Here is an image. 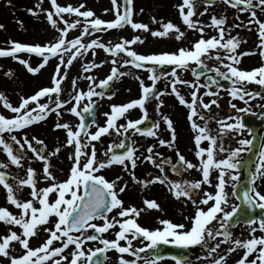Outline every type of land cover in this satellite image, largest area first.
<instances>
[{
    "label": "snow or ice",
    "instance_id": "1",
    "mask_svg": "<svg viewBox=\"0 0 264 264\" xmlns=\"http://www.w3.org/2000/svg\"><path fill=\"white\" fill-rule=\"evenodd\" d=\"M200 2L207 5L203 11L198 10L197 0H182V3L176 5L183 24L188 29L198 32L199 38L191 42L189 47L150 53H140L135 49V45L144 43V38L139 34L132 38L120 37L114 44L105 43L98 37L85 41L86 37L92 36L95 32H107L130 25L133 30H143L156 38H174L183 42L186 38L185 32L172 21L165 22L155 16L151 17L152 23L161 25L156 30H152L147 23L136 22L133 19V0H122L120 3L118 0H111L115 9V19L112 20L96 16L84 3L61 4L58 0H49L50 7L44 8V0H38L34 7L26 9L37 18L43 16L57 35L45 43H26L10 39L5 45L0 46V58L14 59L25 66L27 72L31 74L40 73L53 58L57 63L50 86L41 87L32 95H21L18 105H14L3 92H0V101L3 102L4 109L12 113L8 116L0 112V146L7 154L10 164L23 168L27 151L33 154L31 159L43 162L41 171L28 166L23 178L12 177L17 181L15 187L8 183L9 174L0 170V185L6 189L7 201L20 209L16 215L7 207H0V221L7 226V232L0 234V256L7 258L9 264H105L110 250L119 253V264H138L141 261L142 264H156L157 261L164 259L155 251L161 244H171L183 249L200 245L207 250L204 259H209L210 264H226L228 254L237 249H244L242 257L236 264H264V235L256 236L257 231L264 233V216L246 219L251 238H233L230 228L242 208L240 204H233L230 210H226V206L229 205V193L226 189L231 181L233 189L231 194L237 196L236 185L242 178L243 161L240 154L251 151L253 139L241 138L238 141L240 146L235 148H226L223 139L232 132L243 136L246 127L249 133L252 132V128L246 125L241 116L242 113L249 112V108H238L235 103H230L236 115L218 119L215 116H206L205 113L211 112L213 105L219 107V101L213 98L205 102L204 99L206 96H219L224 85L217 77L230 81L229 95L234 100L244 102L245 105L257 97L264 98L262 96L264 64L251 70L239 67L244 56L259 54L264 58V20L258 16V10L264 12V0H200ZM218 2L237 9L238 13H246L247 22L241 21L240 24L226 27L227 18L218 17L216 14H211V22L207 25L199 19H194L197 13L202 17L208 12L209 7ZM8 3L11 4V0H8ZM107 11L109 10L105 9V12ZM140 11L143 12V9ZM252 25L257 26L259 37L257 49L240 52L238 50L242 41L239 34L231 36L232 28L247 27L251 30ZM3 28L4 25L0 24V29ZM206 28L217 30L218 35L207 36ZM73 30H79L80 34L70 38ZM98 49L104 50L112 58L100 63L95 60L85 62L82 65L83 72L90 73L93 69L110 63L112 65L110 73L98 83L93 75L85 76L84 78L89 81L87 90L78 87L77 81L80 77L74 78L69 98L63 99L62 85L68 78L67 70L72 67L74 61L90 51L95 56ZM23 54H27L29 58H24ZM33 54L40 58L37 66L30 63ZM122 54L124 58L121 60ZM213 59L218 61L220 66L210 68L206 61ZM127 66L147 71L149 73L147 79L151 83L147 84L145 79L137 74L135 79L139 81L141 88L139 98L126 103L112 104L110 111L104 113L105 123L100 125L95 119L94 113L98 105L93 97L111 99L115 95V92L111 91L113 82L129 75L121 70ZM197 67L214 71L216 75L208 76L207 82L201 83L199 78L203 77L205 72H198ZM189 70L197 78L195 81L181 77V71ZM4 75L12 77L14 73L8 69ZM162 79L167 80L168 84L161 91L158 83ZM253 82L261 86L262 91L247 90V84ZM180 86L192 89L190 100L181 93ZM214 86L216 91L212 90ZM202 88L206 91L201 94ZM169 94H174L179 103L189 110L187 118L196 133L194 144L195 156L199 158L198 164L188 161L180 153L176 145L177 133L173 120L161 111L164 104L162 97ZM44 98H47V102H41ZM150 99L158 101L155 111L159 119L153 120L150 126H144V122L150 119L146 107ZM84 101L87 102L82 103ZM33 104L35 107H32ZM261 107L264 108V105ZM137 108L141 110L142 116L138 119L129 118L131 110ZM65 112L77 117L79 122L75 125L71 122H62ZM52 113L58 117L54 130L63 131L66 139L62 144L49 150L43 139L36 135L29 137L27 129L45 121ZM89 115L92 116L90 123L87 122ZM122 118L125 123H119ZM198 120L203 121V124L198 123ZM210 121L218 124L215 135L209 126ZM162 122L170 132V139H164L160 135ZM93 127L95 131L91 130ZM21 130L23 134L18 137L15 133ZM113 134L126 139L110 143L101 158L98 155L97 143L102 142V137ZM136 134L154 138L156 143L147 145L141 151L136 142L131 140V136ZM204 142H208L207 146H202ZM14 144L18 145V149H14ZM161 147L172 149L177 155V160L173 162L171 157L157 151ZM65 148L72 149L68 155L69 170L65 173V178L58 179L54 174L56 169L53 160L57 159ZM217 152L226 153V156L217 158ZM142 163H150L158 172L155 174L150 172L144 178L138 177L136 169ZM113 166L121 167L124 173L130 176L131 181L140 185L142 189H148L156 184L164 185L175 199L194 205L196 209L194 215L186 217L189 224L158 218L161 227L153 229L142 226L138 222L142 213L163 209L156 199L147 197L142 200L141 207L125 206L121 194L126 191L128 182L124 181L123 176L109 180L102 174V170ZM169 166L178 175L189 169H196L201 172L202 178L172 180L167 171ZM8 167L9 163L0 161V169ZM213 170L217 171L215 184L210 178ZM41 181L45 186H40ZM257 181H264V139L261 140L255 169L250 173L248 185L243 189V201L248 209L264 210V192L259 190ZM204 185L214 187L215 192L207 191ZM25 187L30 189L31 197L26 200L16 195L17 190ZM237 199L240 197L237 196ZM97 220L102 223H97ZM214 222L218 227L214 226ZM14 226H19L22 231L18 233L13 230ZM41 229L47 233V237L41 245L34 248L30 245V239L38 235ZM110 230L114 232V239L104 235ZM218 237L222 239L217 240ZM134 240L146 243L136 248L133 246ZM57 241L61 242L60 246L54 245ZM121 241L126 244H122ZM212 241H215L214 245ZM94 242H99L102 247L89 246ZM15 244L20 245L19 255L12 254ZM222 244H231L233 247H228L224 255L217 257L215 254ZM70 246L71 252L65 255ZM149 251L155 259L141 255ZM254 253L255 258L249 259ZM124 254H130L134 259H126ZM171 258L176 264H184L182 255H173ZM0 264L3 262L0 261Z\"/></svg>",
    "mask_w": 264,
    "mask_h": 264
},
{
    "label": "rangeland",
    "instance_id": "2",
    "mask_svg": "<svg viewBox=\"0 0 264 264\" xmlns=\"http://www.w3.org/2000/svg\"><path fill=\"white\" fill-rule=\"evenodd\" d=\"M37 2L38 0H11V4H9L8 0H0V24L4 25V28L0 29V46L5 45V42L10 39L17 40L20 42H26V43H32V42L45 43L53 39L57 35L55 30H53L49 26V24L43 18V16L37 18L26 11L27 8L34 7ZM58 2L61 4L71 3L73 5H79L80 3H84L87 9H91L95 12L96 16L105 20L115 19V9L111 3V0H58ZM120 2H122V0H118V3ZM179 3H182V0H133V8H134L133 19L136 22L149 24V27L152 30H156L157 28L161 27V25L154 24L151 22V17L153 16H155L158 20L163 19L165 22L172 21L173 23L180 26L181 29L185 32L186 38L183 40L182 43L174 38L153 37L148 32H144L143 30H133L130 25L125 26L122 29L116 28V29L108 30L107 32H95L93 33L92 36L86 37L85 41L87 42L92 38L98 37L101 41L105 43L111 42L114 44L118 42L120 37L132 38V36L139 34L144 38V43L137 44L134 47L140 53H150L154 51L158 52L161 50H175L178 47H189L191 45V42L199 38V33L196 32L195 30L188 29L187 26L183 24L182 18L179 15L178 9L176 7V5H178ZM197 3H198L199 11H203V8L207 6L201 3L200 0H197ZM43 7L44 8L50 7L49 0H44ZM105 9H108L109 11L105 12ZM140 9H143V12H141ZM211 14H216L218 17L225 16L227 18L226 27H231L234 24H240L241 21H244L246 23L248 20V15L246 13H238L237 9L232 8L231 6H228L226 4H223L222 2H219L216 5L209 7L208 12L205 13L202 17L199 16V14L197 13L194 19H199L204 24L207 25L210 24L211 22ZM232 16L237 17V21L235 23L231 22ZM258 16H260V18L264 20V12H260L258 10ZM20 21H22L23 23L21 24ZM205 31L207 36L218 35V32L215 29L206 28ZM79 34H80L79 30H73L70 33V38L75 37ZM237 34H239L242 41L238 51L243 52L247 50L257 49V45L259 43V37H258L256 25H252L251 30H249L247 27L232 28L231 36L234 37ZM23 55L24 58L26 59L29 58L27 54H23ZM213 55H215V52H213ZM111 58L112 57L110 56V54L106 53L102 49H98L97 54L95 56H93L90 51L87 55L81 56L76 61H74L72 67L67 70L68 78L66 81L63 82L62 85L64 89L62 98L63 99L69 98L72 80L74 78L80 77V79L77 81L78 87L87 90L89 81L84 78L85 76L93 75L96 78V82L98 83L100 79L105 78L110 73V69L112 67L110 63H105L101 67L97 69H93L90 73H85L83 72V68H82V65L85 62H90L92 60H95L97 63H100L101 61L110 60ZM123 58L124 57L122 54L120 59L122 60ZM244 58H245L244 60L245 63L246 64L249 63L247 68L243 67L245 70H251L253 68L259 67L262 64H264V58H262L259 54H255L251 57L247 55V57L244 56L242 59ZM39 59L40 58H38L35 54H33L30 58V63H32L33 66H37ZM206 62L211 68L220 66L218 61L214 59L207 60ZM56 63H57L56 59L53 58L52 60H50L49 64L41 70L40 73L31 74L27 72L25 66L21 65L14 59L0 58V66H3L2 68H0V92H3L14 105H18L20 102L21 95L27 96L31 92L40 89V87L43 86L44 84L45 85L51 84V77ZM195 66L196 65H193V67ZM239 67L242 68V65L240 64ZM8 69H11L13 71L14 76L7 77L4 75V72L7 71ZM121 70L129 73V75H126L113 82V86H114L113 92H115V95L112 96L111 99H108L107 97H105L104 99L93 97V99L97 101L100 107L99 122H98L100 125H103L105 123L106 118L104 116V113L110 111V106L112 104L126 103L129 102L131 99L139 98V96L141 95V88L139 85V81L135 79L137 74H139L141 78L145 79V82L147 84L151 83V81L147 79L149 75L147 71L137 70L131 66L124 67ZM222 70H226V69L222 68ZM180 75L183 79L194 81V79L190 76L188 71H181ZM252 85H253L252 83L247 84V90L252 91ZM165 87L166 86H163L162 90ZM97 90L99 91L100 89ZM180 90L181 93L185 95V98L190 100L191 98L190 93L192 89L188 88L187 86H180ZM212 90L216 91V89H212ZM204 91H206V89L202 88L201 94ZM165 96L166 99L164 100L167 102L168 106L164 108L162 107L161 111L164 114L168 115L173 120L174 127L177 133L176 145L179 149H182V151L189 156V161L198 164L199 158L195 156V144H194V136L196 133L191 128V122L187 118L189 110L187 109L186 106H184L185 110L182 108L183 105L179 103L178 98L174 94H169ZM162 98H164V96ZM213 98L219 101V107L222 106L223 104L230 105V103H232L231 101L232 98L229 95L228 87H224L223 89H221L220 94L217 97L209 96V98L207 99L204 97L205 102L210 101ZM41 102H47V99L42 100ZM86 102L87 101H84L82 103H86ZM157 102L158 101L155 100L149 104H146V107L149 112V116L153 120L159 119V116L155 111V105L157 104ZM180 105L182 110L178 108V106ZM163 106L165 105L163 104ZM32 107L35 106L32 105ZM219 107L213 105L211 112H206L205 115L214 116L213 112L215 110L220 111ZM245 107L249 108V105L248 104L245 105L244 102H241V108H245ZM0 112H3L5 115L8 116L12 115L10 111L4 109L2 101H0ZM234 115H236V112L232 115L226 114L224 119ZM141 116H142V112L137 108L135 110H131V114L129 118L138 119ZM215 117L218 118V116ZM48 118L45 121H41L32 126H29L27 132L29 134V137H31L32 135H36L40 139H43L45 141V144L48 145V149L52 150L58 144H62L65 141L66 137L63 131L54 130V124L57 122L58 117H54V115L53 116L49 115ZM62 122H71L72 124L75 125L79 121L77 117L71 114L65 117V113H64ZM197 122L203 124V121L198 120ZM119 123H125L124 119L122 118L119 121ZM209 126L212 129V134L215 135L218 128V124L215 121H210ZM91 130L95 131V127H93ZM15 134L18 137H20L23 134V130ZM160 135L164 139L171 138L170 132L167 130V127L165 124H163V122L161 123ZM5 136L7 137L8 134H5ZM132 137L133 140L136 142L137 146L140 147L141 151H143V148L146 147L147 145L156 143V140L154 138L141 137L139 136V134H136ZM120 139L121 136H117L116 134L102 137V142L97 143L98 155H100V157L103 158L102 154L107 149L108 145L112 142H119ZM235 139H236L235 135L228 134L224 136L223 143L233 144V142H236ZM207 144L208 142H204L202 146H207ZM71 151H72L71 148H65L61 152L60 156L57 159L53 160V165L55 166L56 169L54 174L57 176L58 179L65 178V173L69 170L68 155ZM217 153H218V158H224L226 156V153H220V152ZM32 155L33 154L30 151H27V157L24 161V167L20 168L17 167L16 165L10 164L7 154L3 151L2 146H0V161L9 163L8 168L0 169V170L6 171L9 174L10 176V179L8 180L9 184L15 187L17 181L12 179V177L19 176L23 178L26 172V168L28 166L37 169V171H41L43 162H38L34 159H31ZM142 165L143 163L138 165L136 169V175L138 174V170L142 168ZM150 172L151 170H148V173ZM198 172L200 173V171L196 169H192V179L198 178ZM215 173L217 174L216 170ZM215 173L212 174L213 176L211 178L213 184H215L216 181ZM102 174L105 175L106 178L109 180L115 179L117 176H123L124 181L128 182V187L126 191L135 190L136 185H138V184H134L131 181L130 176L128 174H125L123 169L119 166L106 168L102 170ZM122 183L123 182H121V186ZM40 186L41 187L45 186L42 181ZM205 189L210 192L215 191V188L209 185H207V188ZM231 189H232V182L230 181L226 189L229 193V205L226 206V210H230L231 205L234 204V200L231 197ZM29 193H30V189L28 187L16 191V195L18 196V198H22L25 200L31 198ZM142 196H143L142 192H140L139 195L136 194L130 196L134 200H132L133 202L130 201L128 205H136L137 207H139L138 205L142 204V200H143ZM122 199L124 200V198ZM128 205H126L125 203V206ZM37 206L39 205L37 204ZM0 207H7L13 214L16 215H18L20 212V209H18L15 205H12L7 201L6 189L3 187V185H0ZM175 209H176L175 211L169 210L167 212L168 214H165L164 217L159 216L158 218H167L171 220L175 218L177 219V222L183 223L182 217H185L184 215L185 210H189L187 217H191L194 214V211L196 210L194 205L192 208L189 206V204L183 205V207L181 208L177 207ZM113 214H115V212ZM142 215H147V216L155 215V213L153 211H148L143 213ZM96 222L102 223V221L100 220H97ZM214 226L218 227V225H215V222H214ZM13 230L17 231L18 233L22 231V229L19 226H14ZM6 232H7V226L4 224V222L0 221V234H4ZM249 233H250V228L245 230L244 227L242 228L240 227L239 229L232 231L233 238H240V239L251 238ZM104 235L107 238H110L109 232L105 233ZM256 236H258L257 233ZM46 237H47V233L43 229H41L38 235L30 239V245L35 248L41 245L46 239ZM220 239L222 238H217V240ZM211 243L214 245L215 241H212ZM60 244L61 242L59 241L54 242L55 246H60ZM89 246L102 247V245H100L99 242H94ZM228 247H233V245L222 244L221 248L218 250V252L215 255L217 257L219 255H224ZM71 250H72V246H70V248L65 251V255H68L71 252ZM243 251L244 249H237L235 252L228 254L226 264H236V261L242 257ZM12 254L13 255L20 254L19 244H15V250L12 251ZM107 256H108V260L105 262V264H119V253L116 254L113 251H109L107 253ZM206 256H207V250L205 251L201 250L200 252L196 253L194 258H191V260L188 262H184V264H210L209 259H204ZM255 256L256 254L254 253L253 256H251L249 259H254ZM125 258L128 259L127 256H125ZM0 261H2L3 264H9L7 258L3 256H0Z\"/></svg>",
    "mask_w": 264,
    "mask_h": 264
},
{
    "label": "flooded vegetation",
    "instance_id": "3",
    "mask_svg": "<svg viewBox=\"0 0 264 264\" xmlns=\"http://www.w3.org/2000/svg\"><path fill=\"white\" fill-rule=\"evenodd\" d=\"M207 71L210 73L209 70H207ZM208 72H207V75L209 74ZM206 80H207V78H204V82H206ZM219 80H220V83H222V80L221 79H219ZM257 91H262L261 86H259V89ZM262 96H264V91H262ZM231 101H232V103H235L238 106V108H241V101L239 99H235V100L232 99ZM249 101H250L249 103L251 104V109L250 110L253 111V112H255L258 109H260L261 105H264V98L257 97L256 99L249 100ZM222 108H223L224 111H227L229 114H234L235 113V110L232 109L231 107L227 106V107H222ZM230 134L235 135L236 142H233V144H224L226 148H235V147L240 146L238 144V141L241 138H248V139L252 138V133H249L247 129L244 130L243 136H240L239 134H237L235 132H232ZM261 137H262V139H264V127L261 130ZM143 150H144V148H143ZM157 151L162 152L165 156L171 157L173 160H174V157L176 156V153L172 149H169L167 147L158 148ZM179 151L183 152L182 149H179ZM259 151H260V149H259ZM247 153H248V151H244V152H242L240 154V158L242 159L243 162L246 159ZM185 156H187V155H185ZM216 156L218 158V153H216ZM258 157H259V154H258ZM258 157L255 160V162L253 163V165L251 166V171H254L255 164H256V162L258 160ZM148 170H151V173L153 172L154 174L158 172V170L155 169L150 163H143L142 168L139 169V173H140L139 177L140 178H144L148 174ZM167 171H168V175H169V177L171 179L172 178L177 179L176 176L172 174L171 169L169 167H168ZM185 173H186V176H185L186 178H182L181 177V178H179V180L180 179H189V180H191L192 169L187 170ZM214 173H215V170H214ZM215 175L217 176L216 173H215ZM244 175H245V172L243 170H241V177L243 178ZM256 183H257V186L259 187V190L261 192H264V181H257ZM204 188H207V185H204ZM141 192L143 193V196H142L143 199L145 197H147L149 199L154 198V199L157 200V199H160V197L164 198V197L167 196V187L164 186V185L156 184V185H151L148 189H142ZM197 195L198 196L200 195L199 191L197 192ZM128 200H129V197L125 196V201L128 202ZM183 205H186V204L184 202H180L178 204V206H180V208L183 207ZM190 207H191V204H190ZM162 209H163V212L162 211L160 212L161 215L164 214V212H166L167 209L168 210H172V211L175 210V206L173 204L171 196H168L167 202H165V205L162 207ZM180 212H181V210H180ZM188 212H189V210H185V212H184L185 217H182V219H183L182 222L185 223L186 225L189 224V220L186 219V217L188 216ZM157 218H158V216L141 215L139 220H138V222L142 226L154 229V228H157V227H161V225H159V223H156V219ZM176 218H177V215H176ZM172 220L174 222H177V219H175V218L172 219ZM177 223H181V222H177ZM240 227L241 228L244 227L245 230H247L249 228V226L246 223H240L237 227L234 228V230H237ZM258 233L260 235H264V233H261L260 231ZM109 237L112 238V239L115 238L114 232L112 230L109 231ZM121 243H126V242L121 241ZM143 243H146V242H143V241H140V240H134L133 241V244H134L133 246H136V248H138V247L143 246ZM149 252L141 253V255L145 256V257L152 258V257H150L148 255ZM192 253L195 254L196 251L194 252L193 249H192ZM152 259H154V258H152ZM171 262H175V261L173 259H167L166 258V259L157 261L156 264L171 263ZM139 263L142 264V261L139 262Z\"/></svg>",
    "mask_w": 264,
    "mask_h": 264
},
{
    "label": "water",
    "instance_id": "4",
    "mask_svg": "<svg viewBox=\"0 0 264 264\" xmlns=\"http://www.w3.org/2000/svg\"><path fill=\"white\" fill-rule=\"evenodd\" d=\"M249 115L245 116V118H248ZM91 119H92V116L90 115V118H88V122L90 123L91 122ZM150 121L149 120H146L144 122V126H150ZM127 142V140H126ZM118 151H123V150H118ZM248 185V180H246L245 182H243L241 185H239L237 187V190H236V193L237 195L240 197V199L242 200V205H241V208H242V211L239 213V217H243L245 215V210H247L246 207H248L247 205L244 204V201H243V189ZM254 211V210H252ZM237 216V217H238ZM158 253H160L162 256L164 255H169V256H173V255H182L184 258L187 256V254L185 253V250L183 248H179L175 245H161V248H159V250H157Z\"/></svg>",
    "mask_w": 264,
    "mask_h": 264
},
{
    "label": "bare ground",
    "instance_id": "5",
    "mask_svg": "<svg viewBox=\"0 0 264 264\" xmlns=\"http://www.w3.org/2000/svg\"><path fill=\"white\" fill-rule=\"evenodd\" d=\"M249 61H250V60H249ZM248 64H249V63H247V64L245 63L244 59L241 61V65H242V67L247 68Z\"/></svg>",
    "mask_w": 264,
    "mask_h": 264
}]
</instances>
